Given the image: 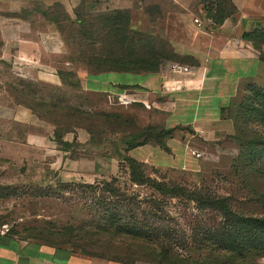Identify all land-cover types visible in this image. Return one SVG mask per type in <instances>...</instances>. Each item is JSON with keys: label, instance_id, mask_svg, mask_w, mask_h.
Returning <instances> with one entry per match:
<instances>
[{"label": "rangeland", "instance_id": "rangeland-1", "mask_svg": "<svg viewBox=\"0 0 264 264\" xmlns=\"http://www.w3.org/2000/svg\"><path fill=\"white\" fill-rule=\"evenodd\" d=\"M5 2L0 0V223L5 229L22 239L94 254L151 259L146 253L165 248L180 253L185 263L205 264L217 251L207 237L217 235L227 217L210 202H224L235 217L259 228L264 242V70L230 110L233 133L195 134L191 146L201 152L196 169L144 163L145 183L138 184L126 159L144 141L166 144L171 138L162 135L169 129L168 101L142 91L83 89L77 71L96 69L86 57L91 41L82 33L88 22L100 25L101 12L79 10L84 23L79 24L61 6L37 3L14 15ZM145 7L148 16H134V24L158 36L149 40L158 52L171 47L163 41L167 12L193 10L208 26L234 11L232 0H152ZM51 19L62 22L69 66L38 47ZM252 20L245 32L264 26V6ZM252 37L264 61V37ZM188 131L179 127L172 135ZM105 182L118 191H104ZM111 214L137 221L156 240L111 230ZM257 252L243 264H264V253Z\"/></svg>", "mask_w": 264, "mask_h": 264}, {"label": "crops", "instance_id": "crops-1", "mask_svg": "<svg viewBox=\"0 0 264 264\" xmlns=\"http://www.w3.org/2000/svg\"><path fill=\"white\" fill-rule=\"evenodd\" d=\"M145 2L149 4L152 0H6L5 4L11 8L7 13L14 15L27 13L25 9L37 3L47 7L61 6L71 19L77 18L81 9L94 12L130 10L132 28L141 31L143 28L134 24V16L142 13L145 18L148 16ZM233 3L237 11L231 17L208 26L204 22L202 26L195 23L197 17L193 10L167 12L162 32L174 57L165 60L155 73L77 71L82 87L87 91L121 94L134 90L165 98L169 104L166 126L191 130L169 138L166 141L168 150L159 144L147 143L133 148L131 157L159 169H196L201 157L193 154L201 152L191 146L196 135L235 131L230 110L240 94L259 81L264 70L260 52L243 37L245 30L251 28L252 19L263 11L264 0H233ZM61 24L56 19L49 20L39 36L38 47L42 53L61 57L62 63L69 66ZM0 264L156 263H122L86 254L67 245L22 239L0 223Z\"/></svg>", "mask_w": 264, "mask_h": 264}, {"label": "trees", "instance_id": "trees-1", "mask_svg": "<svg viewBox=\"0 0 264 264\" xmlns=\"http://www.w3.org/2000/svg\"><path fill=\"white\" fill-rule=\"evenodd\" d=\"M234 11L228 14L225 18L232 16L237 8L233 3ZM149 15L152 16L151 13ZM78 16V14H77ZM77 23H83L80 17H77ZM99 26L92 22L87 23V30L82 33L91 42V47L88 49L86 57L89 58V63L98 71H135V72H150L155 73L159 71L162 63L165 60L174 57L172 48H168L164 52H158L151 47L153 39H157L152 33H146L140 30H135L130 25L131 12L130 10H112L101 12L98 15ZM215 23H221V21ZM84 24V23H83ZM252 34L257 37H264V26H256L252 32H244L243 37L249 41L255 42ZM160 38V37H159ZM163 40L162 38H160ZM150 40V41H149ZM168 43L167 40H163ZM170 44V43H169ZM150 47L149 49H147ZM156 54H161L156 56ZM146 55V56H145ZM253 85L248 86V88ZM264 98V95H263ZM175 128L166 129L162 135L172 137ZM162 136V137H163ZM149 143L144 141L145 145ZM157 144L168 150L165 142L158 141ZM137 146L132 147L136 148ZM264 149V146L261 148ZM257 151H260L257 150ZM131 165L132 180L138 184H144V176L140 170L143 162L129 156L126 159ZM104 191L115 192L118 191L111 182H105L103 185ZM97 190V189H96ZM214 207L220 208L223 211V216H227L222 230L215 236L207 237L209 245L217 251H213L207 258L210 262L205 264H243V262L250 257L251 251L256 250L259 255L264 253V242L261 241L259 228L251 225V222L241 217H235L224 204V202H210ZM235 217V218H233ZM109 228L111 230H118L117 232L130 233L135 237L144 238L150 241L156 239L149 236L152 232L145 231V226L135 224L137 221H122L118 215L111 214L108 216ZM263 230V227H260ZM256 229V230H255ZM154 234V233H152ZM264 241V240H263ZM50 244V243H49ZM86 254L108 258L110 260L122 263H135L136 261H147L156 264H188L185 259L181 258V254L171 250L165 249L158 254H147L152 256L151 259H136L132 256L123 257L122 255L109 256L105 254H94L87 251L80 250ZM129 253V252H127Z\"/></svg>", "mask_w": 264, "mask_h": 264}, {"label": "built area", "instance_id": "built-area-1", "mask_svg": "<svg viewBox=\"0 0 264 264\" xmlns=\"http://www.w3.org/2000/svg\"><path fill=\"white\" fill-rule=\"evenodd\" d=\"M195 23H197L199 26H202V21L199 20V18H195ZM193 154H195L196 156H200L201 154L193 152Z\"/></svg>", "mask_w": 264, "mask_h": 264}]
</instances>
